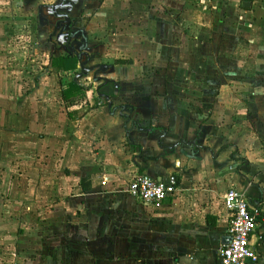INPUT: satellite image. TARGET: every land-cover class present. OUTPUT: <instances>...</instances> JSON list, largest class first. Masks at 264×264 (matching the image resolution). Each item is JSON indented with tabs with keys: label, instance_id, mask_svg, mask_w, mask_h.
Returning a JSON list of instances; mask_svg holds the SVG:
<instances>
[{
	"label": "crops",
	"instance_id": "0c3cea01",
	"mask_svg": "<svg viewBox=\"0 0 264 264\" xmlns=\"http://www.w3.org/2000/svg\"><path fill=\"white\" fill-rule=\"evenodd\" d=\"M8 26L47 47L38 73ZM136 173L176 191L147 204ZM231 185L264 264V0H0V264H221Z\"/></svg>",
	"mask_w": 264,
	"mask_h": 264
},
{
	"label": "built area",
	"instance_id": "2783aa9c",
	"mask_svg": "<svg viewBox=\"0 0 264 264\" xmlns=\"http://www.w3.org/2000/svg\"><path fill=\"white\" fill-rule=\"evenodd\" d=\"M177 180H157L144 173L134 174L128 192L147 204L163 201L176 191ZM223 206L228 214L227 234L230 239L219 252L221 264H254L256 250L250 237L258 227L261 208L248 202L246 196L233 185L223 196Z\"/></svg>",
	"mask_w": 264,
	"mask_h": 264
},
{
	"label": "rangeland",
	"instance_id": "374dc122",
	"mask_svg": "<svg viewBox=\"0 0 264 264\" xmlns=\"http://www.w3.org/2000/svg\"><path fill=\"white\" fill-rule=\"evenodd\" d=\"M11 26H8V33L10 34L11 37H9L8 42H7V50L8 52H6L7 54H10L12 56H25L26 57V63H25V69L28 72L31 73H38L41 67V56H43V54H45L44 52L47 51V47H42L39 43L40 46H36V36L34 33L33 36L31 34L30 37L26 38L27 34V30H11L10 31ZM57 28H61L62 29V24L61 23H57L55 28L50 26L49 30H53V32L49 33L48 38H51V36L53 38H55V31L58 30ZM55 29V31H54ZM68 30H70V28H68ZM67 30V38L66 41L69 40L71 38L70 34L68 33L69 31ZM61 34V33H60ZM33 37V40L32 38ZM35 38V39H34ZM47 38V40H48ZM64 38V36H62V39ZM82 42H83V38H82ZM21 43H23L24 47H21ZM75 48V47H74ZM78 49V46H77ZM39 61V62H38ZM28 64V65H27ZM27 65V66H26ZM81 69V68H80ZM82 70V69H81ZM88 70V69H87ZM86 71H83L82 73H84ZM10 258V255H8ZM9 258H7V260H9ZM4 259V258H3ZM5 260V259H4ZM6 260V261H7Z\"/></svg>",
	"mask_w": 264,
	"mask_h": 264
},
{
	"label": "trees",
	"instance_id": "16d2710c",
	"mask_svg": "<svg viewBox=\"0 0 264 264\" xmlns=\"http://www.w3.org/2000/svg\"><path fill=\"white\" fill-rule=\"evenodd\" d=\"M78 58L72 54L53 57L50 60V68L52 72H61L66 70H74L77 68ZM116 63H123L122 60H117ZM49 67V66H48ZM88 88L77 81H71L61 91L62 99L66 103H71L83 99ZM100 98L95 97L91 101V107H97L100 103Z\"/></svg>",
	"mask_w": 264,
	"mask_h": 264
},
{
	"label": "water",
	"instance_id": "95a60500",
	"mask_svg": "<svg viewBox=\"0 0 264 264\" xmlns=\"http://www.w3.org/2000/svg\"><path fill=\"white\" fill-rule=\"evenodd\" d=\"M83 38V42H81V41H74L73 42V44L71 45V50H72V52L75 54V56L78 58V60H81V58H82V56L84 55V54H86L84 51H85V49H86V46H87V40H86V37L85 36H83L82 37ZM74 43H76L77 44V46H78V49H76L75 50V48H74ZM84 63L85 62H80V68L81 69H84L85 67H84ZM107 99H108V97L107 96H105ZM109 105H111V103L109 102ZM229 237V239H230V236H228ZM229 241V240H228Z\"/></svg>",
	"mask_w": 264,
	"mask_h": 264
}]
</instances>
